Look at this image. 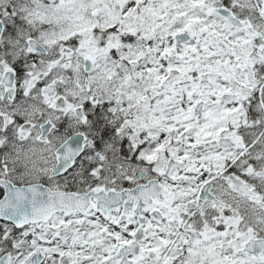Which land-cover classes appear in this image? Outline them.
Instances as JSON below:
<instances>
[{
    "label": "snow or ice",
    "instance_id": "1",
    "mask_svg": "<svg viewBox=\"0 0 264 264\" xmlns=\"http://www.w3.org/2000/svg\"><path fill=\"white\" fill-rule=\"evenodd\" d=\"M0 264H264V0H0Z\"/></svg>",
    "mask_w": 264,
    "mask_h": 264
}]
</instances>
